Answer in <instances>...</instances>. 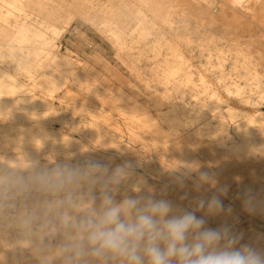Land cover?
<instances>
[{
  "label": "rangeland",
  "instance_id": "rangeland-1",
  "mask_svg": "<svg viewBox=\"0 0 264 264\" xmlns=\"http://www.w3.org/2000/svg\"><path fill=\"white\" fill-rule=\"evenodd\" d=\"M164 1L170 12L152 13L158 0H0V104L11 103L0 108V155L14 159L19 148L41 162L72 153L74 162L86 156L113 167L130 161L138 165L134 180L142 177L156 198L163 191L180 208L191 211L197 198L220 195V214L196 212L205 227L227 225L242 234L240 243L264 250L263 238H248L251 230L264 236V81L251 72H264V0H248L239 23L230 17L229 0ZM46 38L51 58L41 46ZM12 79L44 101L48 112L61 113L64 124L45 115L44 107L34 117L40 122L49 116L51 123L37 124L31 111L18 109ZM44 129L72 143L61 146L42 135ZM228 136L250 146L226 147ZM37 141L44 144L40 151ZM101 141L105 148H96ZM173 161L197 168L183 187L165 168ZM202 170L215 183L197 191ZM248 191L257 201L253 212L244 207ZM7 232L0 233V255L9 260L3 264H38L29 249L6 247L19 239L14 230L10 241Z\"/></svg>",
  "mask_w": 264,
  "mask_h": 264
},
{
  "label": "clouds",
  "instance_id": "clouds-1",
  "mask_svg": "<svg viewBox=\"0 0 264 264\" xmlns=\"http://www.w3.org/2000/svg\"><path fill=\"white\" fill-rule=\"evenodd\" d=\"M35 143L37 151L43 149V142ZM64 144L68 147L67 139ZM114 148L119 151L120 145ZM74 156L52 154L41 162L19 148L14 159L0 155V233L15 230L19 236L6 247L29 249L39 264H264V250L240 243L242 234L227 225L207 228L196 215L224 211L220 195L197 198L189 211L163 191L156 198L142 177L134 180L138 165L130 161L113 167L92 156L74 162ZM165 168L180 187L197 170L178 161ZM205 183L215 181L201 171L196 190ZM244 207L256 210L251 191Z\"/></svg>",
  "mask_w": 264,
  "mask_h": 264
},
{
  "label": "bare ground",
  "instance_id": "bare-ground-1",
  "mask_svg": "<svg viewBox=\"0 0 264 264\" xmlns=\"http://www.w3.org/2000/svg\"><path fill=\"white\" fill-rule=\"evenodd\" d=\"M158 1H160V4H159V6H157L156 5V2H155V4H154V7H150V9H151V12L153 13V12H158V13H160L159 11H161L162 9H164L166 12L168 11V12H170L169 11V9L171 8L167 3H164V2H166V1H161V0H158ZM220 1H222V0H220ZM247 1L248 0H229V4H228V8H229V12L231 11V15H230V17H232L233 18V21H235L234 23H239L240 21H242V16H245V13H246V11H247V9H246V7H247ZM252 1H255L254 3H256L257 4V1H260V0H251L250 1V4L252 3ZM249 2V1H248ZM246 4V5H245ZM254 5V4H253ZM1 9V8H0ZM14 9V8H13ZM256 9V8H255ZM249 10V9H248ZM14 11V10H13ZM215 11V10H214ZM253 11V10H252ZM216 12V11H215ZM225 12V11H224ZM147 13V12H146ZM3 14V13H2ZM140 14V13H139ZM142 14V13H141ZM149 14V13H148ZM4 15V14H3ZM203 17V16H202ZM218 17V16H217ZM232 21V22H233ZM143 22H144V20H143ZM152 22H153V20H152ZM142 23V22H141ZM151 23V22H150ZM149 23V24H150ZM243 23V22H242ZM107 25V24H106ZM110 25H111V23H110ZM113 25V24H112ZM143 25V24H142ZM207 25V24H206ZM114 27V26H113ZM209 27V26H208ZM52 27H50V29H51ZM64 28V27H63ZM27 29V28H26ZM28 30V29H27ZM26 30V31H27ZM47 30V29H46ZM52 30V29H51ZM117 30V29H116ZM157 30H158V28H157ZM62 31H63V29H62ZM159 31V30H158ZM29 32V31H28ZM43 32V31H42ZM114 32V31H113ZM52 33H55V32H52ZM61 33H64V32H61ZM151 33V32H150ZM166 33V32H165ZM57 34V33H56ZM164 34V33H163ZM47 36V35H46ZM55 36V35H54ZM140 36V35H139ZM164 36V35H163ZM152 37V36H151ZM156 37H158V35L156 36ZM57 38V37H56ZM179 38L181 39L182 37H180L179 36ZM40 39H42L41 37H40ZM52 39H54V38H52ZM58 39V38H57ZM44 40V39H43ZM43 40H41V41H43ZM50 40V39H49ZM176 40V39H175ZM174 40V41H175ZM219 40V39H218ZM38 41V40H37ZM48 40H47V38L43 41L44 42V44L43 45H41V46H43V53L45 54V56H47V54L49 55V57H50V52H49V50H48V45L50 44L51 45V43H49V42H51V41H49V42H47ZM157 41V40H156ZM39 42V41H38ZM52 42H53V40H52ZM42 43V42H41ZM40 43V44H41ZM166 43V42H165ZM53 44V43H52ZM174 44V43H173ZM178 44V43H177ZM186 44V43H185ZM36 45V44H35ZM155 45V44H154ZM173 46V45H172ZM175 46V45H174ZM51 48H52V46H51ZM42 49V48H41ZM40 49V50H41ZM216 50V49H215ZM29 51H30V49H29ZM52 51V50H51ZM49 52V53H48ZM43 53H42V55H43ZM47 53V54H46ZM52 53V52H51ZM227 53V52H226ZM182 54V53H181ZM29 56V55H28ZM167 56V55H166ZM242 56V58H243V60H244V62L247 64V65H249L250 67L251 66H253V64L251 63V62H249L248 60H246V56H244L243 54L241 55ZM49 57H48V59H49ZM59 57V56H58ZM51 58V57H50ZM65 59V58H64ZM68 59V58H67ZM165 59V58H164ZM169 59V58H168ZM44 60V59H43ZM53 60H54V57H53ZM55 60H57V58H56V56H55ZM191 60V59H190ZM184 61V60H183ZM42 62V61H41ZM45 62V61H44ZM62 62H63V60H62ZM189 62V61H188ZM187 62V63H188ZM258 62V61H257ZM43 63V62H42ZM262 63H264V61L262 62ZM38 65V64H37ZM45 65V64H44ZM170 65V64H169ZM40 66V65H39ZM166 66H167V64H166ZM188 66V65H187ZM46 67V66H45ZM189 67V66H188ZM40 68V67H39ZM62 68V67H61ZM253 69L251 70V72H252V74L254 75V77H259V79L262 81V79H263V81H264V72H262L261 71V73L259 74V73H256L257 72V70L254 68V67H252ZM53 69V68H52ZM249 69V68H248ZM8 70V69H7ZM172 70V69H171ZM191 70V69H190ZM260 70V69H259ZM52 71V70H51ZM3 72V71H2ZM66 73H67V71H66ZM6 73H4V75H5ZM230 74V73H229ZM228 74V75H229ZM251 74V73H250ZM18 75V74H17ZM56 75V74H55ZM58 75V74H57ZM61 75V74H60ZM248 75H249V73H248ZM33 76V75H32ZM44 76V75H43ZM63 76V75H62ZM11 77V76H10ZM31 77V76H30ZM38 77V76H37ZM41 77H42V75H41ZM59 77V76H58ZM34 78V77H33ZM36 78V77H35ZM254 79V78H253ZM258 79V80H259ZM13 80V79H12ZM20 80V79H19ZM51 80V79H50ZM53 80H54V78H53ZM221 80V79H220ZM13 81H14V83H13ZM12 81V83H13V85H9L11 88L13 87V89H14V91L15 92H18L19 91V96L17 95V98H16V100L14 101V105H16L17 107H18V109H22V110H28L29 112L31 111L32 113H29V115L31 116V118H30V116H26V115H22V116H19V117H21V119H27V118H30V119H33V121H35L36 120V122H37V124H39V123H41V121L44 123V122H46L47 120L49 121V123H51L50 121H51V118L49 117V116H53V120L54 121H57V122H63V116L61 117L60 116V114H57L56 112H53V111H47V108H45V107H47V104L44 102V101H42V100H40L38 97H36L35 95L33 96V95H31V93L28 91V92H26L25 90H24V86L22 85V84H20L19 83V81H15V80H13ZM254 81V80H253ZM7 82V81H6ZM35 82V81H34ZM52 82V81H51ZM54 82V81H53ZM52 82V83H53ZM251 82V81H250ZM257 83V82H256ZM4 84V83H3ZM53 84H55V82L53 83ZM65 84V83H64ZM258 84V83H257ZM6 86V85H5ZM258 87V86H257ZM3 88V87H2ZM0 90H1V88H0ZM7 90H8V87H7ZM14 91H12L13 93H14ZM6 93H7V91H6ZM18 94V93H17ZM264 94V93H263ZM262 95V94H261ZM10 96V95H9ZM12 96V95H11ZM250 96V95H249ZM13 97H16V96H13ZM12 97V98H13ZM1 98V97H0ZM12 98H11V100H12ZM262 98V97H261ZM248 100V99H247ZM254 100V99H253ZM245 101V100H244ZM10 102V101H9ZM8 101H4V102H2L3 104H0V108H2L3 106L6 108V106L8 107V106H10L11 105V103H9ZM12 102H13V100H12ZM1 103V102H0ZM13 104V103H12ZM49 104V103H48ZM1 105H2V107H1ZM20 105V106H19ZM198 106V105H197ZM12 107H13V105H12ZM15 107V106H14ZM44 107V112H48L47 114H45V115H49L48 117L46 116H43V118H40V122H38V118H39V116L37 115V116H35L34 117V115H35V113H36V111L38 110L39 111V109L40 108H43ZM10 108V107H9ZM219 108V107H218ZM48 110H50V109H48ZM43 111V110H42ZM42 111H41V113H42ZM43 112V113H44ZM66 113V112H65ZM222 113V112H221ZM16 114V113H15ZM15 114H13V116L15 115ZM38 114L39 115H41L40 114V112H38ZM8 115V114H7ZM62 115V114H61ZM63 115H64V113H63ZM13 116H12V118H13ZM42 116V115H41ZM59 117H61V118H59ZM4 118V117H3ZM7 118V117H6ZM14 119V118H13ZM17 119V118H16ZM255 119V118H254ZM18 120V119H17ZM224 120V119H223ZM247 120V119H246ZM245 120V121H246ZM250 120V119H249ZM32 121V120H31ZM244 121V122H245ZM252 121V120H251ZM65 122V121H64ZM64 122L62 123V124H64ZM262 122V121H261ZM42 123V124H43ZM48 123V124H49ZM255 124V123H254ZM44 125V124H43ZM222 125V124H221ZM220 125V126H221ZM30 126H33V125H28V129H32V127H30ZM219 126V125H218ZM223 126V125H222ZM221 126V127H222ZM259 126V125H258ZM45 127H47V126H45ZM210 127V126H209ZM214 127V126H213ZM238 128V127H237ZM242 128V127H241ZM259 128V127H258ZM257 128V129H258ZM43 132H41V133H43L42 135H47V136H49V137H53L54 138V140L56 139V141L58 140V141H60V143H59V145H61V146H64L65 147V144H64V139H66V138H64V136L63 135H61L57 130H55V129H44V130H42ZM219 131V130H218ZM237 131H238V129H237ZM210 132H212V131H210ZM41 133L39 134V135H41ZM262 133H263V131H262ZM196 134H197V132H196ZM207 134V133H206ZM222 134H224V133H222ZM236 134V133H235ZM221 135V134H220ZM258 137V136H257ZM223 138H224V136H223ZM249 138V137H248ZM255 138V137H254ZM213 139V138H212ZM68 140V145L69 144H71L72 143V141L71 140H69V139H67ZM222 141H224V140H222ZM220 142V141H219ZM226 142H227V145H226V147L227 146H229L228 144H230V146H231V148L232 147H240V146H242V145H246V146H250V143H249V141H247V140H242V137H241V140H240V142H238V141H236L234 138H230L229 136L227 137V139H226ZM222 145V144H221ZM223 145H224V143H223ZM241 148V147H240ZM259 148V147H258ZM127 151V150H126ZM261 153V152H260ZM263 156H264V154H262ZM203 167V166H202ZM201 170V169H200ZM203 171V170H202ZM259 186V185H258ZM7 234H11L12 236H13V238L14 239H12V240H10V241H14L15 239H16V235H15V233H14V230H9L8 232H7ZM247 237V236H246ZM248 238L249 239H255V238H258V239H260V238H263V240H262V242H261V245L262 246H264V236H262V235H260V234H258L255 230H251V233L248 235ZM8 239V238H7ZM246 241H248V240H246ZM254 241V240H253ZM252 242V241H251ZM251 242H250V244H251ZM255 242V241H254ZM253 243V242H252ZM255 244V243H254ZM6 250V249H5ZM24 250V249H23ZM4 251V250H3ZM6 252V251H5ZM26 252V251H25ZM32 253V252H31ZM4 254V253H3ZM27 255H28V253H27ZM9 256V255H8ZM29 256V255H28ZM11 257V256H10ZM16 257V256H15ZM18 257V256H17ZM24 257V256H23ZM20 258V257H19ZM33 259H34V257H33ZM8 260V258L7 257H5V254H4V256H3V260H0V264H3V262H5V261H7ZM9 261V260H8ZM18 261V260H17ZM16 261V262H17ZM21 262H23V261H21ZM25 262V261H24ZM8 264H9V262H8ZM19 264V263H18ZM39 264V263H38Z\"/></svg>",
  "mask_w": 264,
  "mask_h": 264
}]
</instances>
